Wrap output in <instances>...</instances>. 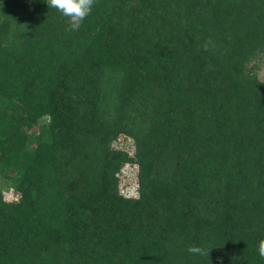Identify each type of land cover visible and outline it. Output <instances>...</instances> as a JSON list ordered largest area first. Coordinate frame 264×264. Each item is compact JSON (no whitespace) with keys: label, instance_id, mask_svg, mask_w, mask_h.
Returning <instances> with one entry per match:
<instances>
[{"label":"trees","instance_id":"1","mask_svg":"<svg viewBox=\"0 0 264 264\" xmlns=\"http://www.w3.org/2000/svg\"><path fill=\"white\" fill-rule=\"evenodd\" d=\"M67 27L0 0V264H264V0H96Z\"/></svg>","mask_w":264,"mask_h":264},{"label":"rangeland","instance_id":"2","mask_svg":"<svg viewBox=\"0 0 264 264\" xmlns=\"http://www.w3.org/2000/svg\"><path fill=\"white\" fill-rule=\"evenodd\" d=\"M254 68V73L257 74L258 79L264 82V56L255 59L251 64ZM115 148L120 150H125L131 153H135V141L125 135H121L115 143H113ZM120 191L122 194L129 197H136L138 195V169L136 165H127L124 167L123 171L120 172ZM1 186L5 199L9 202H18L21 199V193L13 188L7 181H2Z\"/></svg>","mask_w":264,"mask_h":264},{"label":"clouds","instance_id":"3","mask_svg":"<svg viewBox=\"0 0 264 264\" xmlns=\"http://www.w3.org/2000/svg\"><path fill=\"white\" fill-rule=\"evenodd\" d=\"M49 8L56 9L68 21L67 31H78L82 22L91 14L96 0H44ZM208 41L204 45V49L208 50ZM211 250V249H210ZM210 250L205 251L202 247L190 245L186 251L192 255L209 256ZM258 254L264 259V239L258 242Z\"/></svg>","mask_w":264,"mask_h":264}]
</instances>
